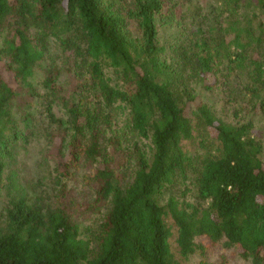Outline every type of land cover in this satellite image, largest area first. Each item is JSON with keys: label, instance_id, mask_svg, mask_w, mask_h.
<instances>
[{"label": "trees", "instance_id": "trees-1", "mask_svg": "<svg viewBox=\"0 0 264 264\" xmlns=\"http://www.w3.org/2000/svg\"><path fill=\"white\" fill-rule=\"evenodd\" d=\"M261 125L264 0H0V264H264Z\"/></svg>", "mask_w": 264, "mask_h": 264}, {"label": "rangeland", "instance_id": "rangeland-1", "mask_svg": "<svg viewBox=\"0 0 264 264\" xmlns=\"http://www.w3.org/2000/svg\"><path fill=\"white\" fill-rule=\"evenodd\" d=\"M216 101L214 104L215 108L217 111H220L223 102L222 100H220L219 103L216 104ZM225 108L227 109L226 106ZM223 114H227L229 116L231 115L230 112ZM231 120L232 119H230L229 121ZM39 128L40 127L34 128L33 132H36ZM259 138L264 141V125H261L259 127ZM19 142L21 141L16 142L17 144L15 147V153L13 154L10 167L8 166L7 171L9 174L12 173L14 175V177L17 179V183L20 182L21 184H23V186H25L28 181L46 175L49 163L46 161L44 153H42V149L45 145V140L43 139V137H32L31 142L28 144V146H25L27 148L24 149H19L20 147H22ZM188 148L193 149L191 146H189ZM169 224L171 225L173 234V237L170 239V249L174 256L176 258H179L175 243L176 229L174 228V226H172L171 221H169ZM222 258H226L227 264H248L247 262H244L240 258H238L235 255L234 250L226 248L222 245L216 246L208 252V264H219ZM198 261L199 259L197 257H193L188 262V264H199Z\"/></svg>", "mask_w": 264, "mask_h": 264}]
</instances>
